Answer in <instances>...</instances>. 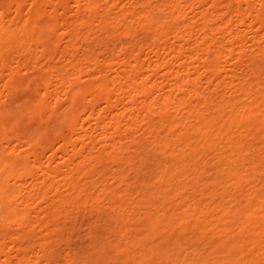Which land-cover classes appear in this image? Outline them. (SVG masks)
<instances>
[{"label":"bare ground","instance_id":"obj_1","mask_svg":"<svg viewBox=\"0 0 264 264\" xmlns=\"http://www.w3.org/2000/svg\"><path fill=\"white\" fill-rule=\"evenodd\" d=\"M57 1L64 18L48 25L37 9L50 0H0V264H264L254 4L76 0L71 22ZM250 29L251 51L238 39ZM31 69L44 77L23 107Z\"/></svg>","mask_w":264,"mask_h":264},{"label":"rangeland","instance_id":"obj_2","mask_svg":"<svg viewBox=\"0 0 264 264\" xmlns=\"http://www.w3.org/2000/svg\"><path fill=\"white\" fill-rule=\"evenodd\" d=\"M28 1V2H27ZM76 0H68V4H69V13H68V15L66 16L65 15V18L67 17V19H68V21L70 20L71 22L73 21V20H76V10H77V7H76V10H75V5H76V2H75ZM97 2H105L104 3V6H103V3H102V5H100L101 7H106V3L109 1V0H96ZM212 1V0H211ZM237 1V0H236ZM240 3H242V4H244V5H242L244 8H242L243 10L244 9H248V7L249 6H251V4L253 5L254 4V6H252L254 9H252V12H250L249 10H244V13L246 14V15H244V16H246L245 18L247 19L246 21H247V23L248 24H246V25H248L249 26V24H250V28L251 29H254V30H258V28L261 26V24L262 23H264V22H262L261 24H260V20L257 18L258 16H262V17H259L260 19L262 18V21H264V5H260V3H262V1L261 0H238ZM237 1V2H238ZM22 2L25 4V3H29L30 2V0H22ZM50 2L51 3H49V4H44V3H42L41 5H40V9L38 8L37 10H39V11H37V12H39L40 14H44V24H46V23H48V25L49 24H54V23H56L57 24V21L55 20V18L57 19V17H62L61 18V21H62V19L64 18V14L65 13H61V15H60V11L61 12H63L64 10L62 9V7L59 5V1H57V0H50ZM70 2V3H69ZM248 2V3H247ZM260 2V3H259ZM56 3V4H55ZM100 3V4H101ZM207 3H210V2H208V0H207ZM257 3V4H256ZM248 4H249V6H248ZM55 5V6H54ZM108 5V4H107ZM223 5V4H222ZM258 5V6H257ZM260 5V6H259ZM52 6V7H51ZM72 6V7H71ZM225 5H223V6H220V7H224ZM256 6V7H255ZM262 6V7H261ZM26 7H27V5H26ZM47 8V9H46ZM53 8V9H52ZM59 9V10H58ZM222 9V8H221ZM45 10V11H44ZM63 10V11H62ZM226 9H222V11H225ZM24 12L25 11H27V9L26 8H24V10H23ZM53 11H55L54 13H53ZM248 11V12H247ZM43 12V13H42ZM113 12H116L115 11V9L113 10ZM53 13V14H52ZM58 13V14H57ZM50 14V15H49ZM71 14V15H70ZM254 15H255V17H254ZM52 16V17H51ZM191 16H192V14H191ZM72 17V18H71ZM190 17V16H189ZM54 18V19H53ZM249 19V20H248ZM47 20H49L50 21V23L47 21ZM54 21V22H52V21ZM251 20V21H250ZM252 21H253V23H254V21L256 22L255 24H253L252 23ZM74 22V21H73ZM252 23V24H251ZM55 24V25H56ZM259 24H260V26H259ZM245 25V26H246ZM60 26V25H59ZM248 26H246L247 28L245 29V28H243V30H247L249 27ZM255 28H257V29H255ZM263 28H264V26H263ZM61 30H59V32H57L58 33V35H57V33H55V34H53V35H51L52 37H50V36H48L47 37V40L49 41V42H51L50 43V45L51 46H55L56 45V43L57 44H59V40L57 39V36H58V38H59V34L64 30L63 28H60ZM63 29V30H62ZM249 30V32H247V34L245 33L244 35L241 33V37L240 38H238V39H241V40H243V42H244V47H245V45L249 48H247L249 51H251V49L253 48V49H258V47H256L257 45H260L259 43H256V42H253V43H251L252 41H250V39H249V37H251L252 35H251V33L250 32H252L253 30ZM61 31V32H60ZM86 31V28L84 29V31L83 32H85ZM249 33H250V35H249ZM84 34V33H83ZM97 34L98 35H100V36H103L102 35V33H100V32H97ZM246 36V37H245ZM249 36V37H248ZM54 37V38H53ZM94 37V36H93ZM245 39H244V38ZM48 38H50V40L48 39ZM58 40V41H57ZM57 41V42H56ZM65 41L66 40H64V43H62V47L64 46V44H65ZM242 42V43H243ZM241 43V44H242ZM253 44L255 45V46H253ZM257 44V45H256ZM238 44H235V47L237 46ZM239 45H240V43H239ZM252 46V48H250L251 46ZM98 46V47H97ZM96 47V49H98L97 50V52L98 53H100L99 55L101 56V54H102V57L106 54L104 51H105V48H102L103 46L101 45H97ZM246 49V50H247ZM40 49H38V51H36L35 53H33V57H34V61L36 60V59H38L37 61H41L42 60V63H40L39 64V67L41 68V70L44 68L43 67V64L47 61L46 59H44V57H42V55H41V52L39 51ZM100 51V52H99ZM242 51H240L239 52V49L238 50H236L235 51V53L236 54H242L243 56L242 57H244V60H246L247 59V54L248 53H250V52H248L246 55H244L243 53H241ZM244 52V51H243ZM105 53V54H104ZM104 54V55H103ZM12 56L13 57H15V62L16 61H18V57H17V55H16V53H13L12 54ZM36 56V57H35ZM62 56V55H61ZM64 58V57H63ZM17 59V60H16ZM225 59V58H224ZM64 60V59H63ZM12 63V65H13V67L15 66V65H17V62L16 63ZM45 66V65H44ZM16 67V66H15ZM43 67V68H42ZM47 67V66H46ZM45 67V68H46ZM44 68V69H45ZM48 68V67H47ZM0 69H1V67H0ZM8 71H9V69H7ZM7 70H5V71H3V74L2 73H0V76H3L2 77V79L3 80H5V78L6 77H8V75L9 74H7V73H9ZM40 70V71H41ZM1 71V70H0ZM31 71H33L32 69H31ZM30 71V74L29 75H24L21 79H20V82H19V87H21L20 88V91H21V89L23 88L24 90L29 86L28 84L30 83V86H29V90L27 91V92H20L19 93V98L21 99V100H18V102H19V104L21 105V106H23V107H25L26 105V100L29 98H32L33 97V95H32V91L30 92V90H33L34 89V86H36L35 84H37V78H42V77H44V75H42L43 73H41L40 74V72L39 71H37V72H31ZM233 71V70H232ZM242 72V70L240 69V70H238V72ZM2 72V71H1ZM5 72V73H4ZM38 72H39V74H38ZM240 72V73H241ZM34 73H36V74H34ZM2 74V75H1ZM7 74V75H6ZM230 75H232V72H231V74ZM32 76H36L35 78L34 77H32ZM238 76V75H237ZM34 79V80H33ZM25 80H27V81H25ZM33 80V81H32ZM27 82V83H26ZM34 82V83H33ZM1 84H0V89L2 90H5V87L3 86V84H4V82L2 81V82H0ZM3 83V84H2ZM23 83H26L25 85L23 84ZM2 85V86H1ZM31 87V88H30ZM22 89V90H23ZM23 90V91H24ZM4 93H6V90H5V92ZM31 93V94H30ZM26 95V96H25ZM32 95V96H31ZM28 97V98H27ZM18 98V99H19ZM27 98V99H26ZM22 101H24V102H22ZM26 101V102H25ZM139 101H142V99L141 100H139ZM46 114H49V113H45V115H44V117H45V119H47V115ZM49 116V115H48ZM39 118L38 119H36V121L34 122V124H38V122H39ZM12 121V120H11ZM9 123H12V122H9ZM28 123H30V122H28ZM32 124V123H31ZM11 125V124H10ZM141 128H142V126H140ZM139 127V128H140ZM140 130V129H139ZM142 130H144L143 128L139 131V132H137V133H135L136 134V136H143L144 134L142 133ZM138 131V130H137ZM141 133V134H140ZM139 134V135H138ZM141 136V137H142ZM17 142H15L14 143V145H17L16 144ZM97 146H99V145H97ZM100 147V146H99ZM101 149V148H100ZM96 150V149H95ZM97 151H99V149H98V147H97ZM47 164H49V163H47ZM56 164L53 162L52 163V165L51 166H55ZM62 176H63V174H61ZM62 176H60V177H58V179L56 178V183H58V180L60 181L61 179H62ZM60 178V179H59ZM30 179V180H29ZM28 180L29 181H31V183H32V181H34V183L36 182V179H33V178H29ZM33 179V180H32ZM28 181V182H29ZM38 181H40L41 182V179H39ZM62 181V180H61ZM59 183H61V182H59ZM58 183V184H59ZM63 183V182H62ZM50 194H52V193H50ZM53 195V194H52ZM92 200V199H91ZM90 201V200H89ZM91 202V201H90ZM93 202H94V200H93ZM92 203V202H91ZM94 203H96V202H94ZM90 203L88 202L87 203V210H88V213H90L92 210V208H90V205H89ZM100 204H102V206L104 205V206H108V203L105 201V203L103 204V203H100ZM107 204V205H106ZM92 205H93V203H92ZM98 205H99V203H98ZM88 206H89V208H88ZM100 206V205H99ZM92 207V206H91ZM96 207H98V206H94V208H96ZM92 213V212H91ZM64 214V213H63ZM89 215H91V214H89ZM58 217H59V215H57ZM58 217H57V219H58ZM62 217H64V216H62ZM91 219V220H90ZM60 220H62V218L60 219ZM88 220V221H87ZM92 218H91V216H89V219H88V217H86V223L85 224H88V223H90V222H92ZM64 221H65V219H64ZM63 221V222H64ZM60 222H62V221H60ZM52 226V225H51ZM50 226V227H51ZM86 226L87 225H83V229L81 228V234L82 235H84V238H87L85 235H86V232H85V229H86ZM54 226H52L51 228H53ZM40 228V227H39ZM42 229V228H41ZM41 229H36V230H38V233L36 232V236H41L40 234H41V232L43 231V233H46V231L45 230H41ZM18 230V227L17 226H10V232H11V234H14L16 231ZM39 230H40V232H39ZM17 233V232H16ZM40 233V234H39ZM42 233V234H43ZM86 240V239H85ZM80 242V241H79ZM78 242V243H79ZM73 243L74 244V246L75 245H79V244H81V243ZM73 246V247H74ZM63 247H67L66 245H64V244H62V250L64 249ZM15 254V253H14ZM81 256H83V255H81ZM82 258H84V257H82ZM15 261H17L16 259H15Z\"/></svg>","mask_w":264,"mask_h":264}]
</instances>
